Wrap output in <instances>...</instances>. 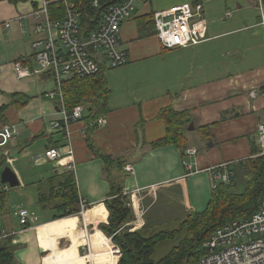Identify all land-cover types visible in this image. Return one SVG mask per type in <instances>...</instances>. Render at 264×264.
Wrapping results in <instances>:
<instances>
[{
  "label": "crops",
  "instance_id": "0c3cea01",
  "mask_svg": "<svg viewBox=\"0 0 264 264\" xmlns=\"http://www.w3.org/2000/svg\"><path fill=\"white\" fill-rule=\"evenodd\" d=\"M43 1L0 0V105L12 92L31 97L23 106L10 104L0 115V129L3 125L16 129L14 138L0 145V154H5V162L11 164L29 156L31 165L40 167L48 163L44 157L47 146L55 143L65 151L71 147L79 195L90 203V215L82 214L85 227L80 229L77 215L51 220L54 210L43 209L47 214L38 216L29 208L38 220L19 231L17 216L9 209L0 217V232L12 236L14 255L20 264H88L79 253L86 241L88 244L84 246L89 245L93 252V264H102L104 255L98 254L96 259L91 232L96 229L104 234L96 225L107 221L103 201L109 185L101 175L102 160L94 157L86 145L88 132L105 153L133 150L138 147L140 136L135 129L140 120L147 141L164 136V122L155 117L166 106L188 110L194 125L190 131L200 132L198 136L187 133L183 151L168 144L147 150L138 160L128 161L133 172L124 180V191L129 194L135 213L134 222L127 223L131 230L142 226L137 224L140 220L144 226L150 220L148 213L160 195L165 205L175 200L183 216L189 210H204L211 196V169L221 163L227 162L228 169L237 172L238 180H245L241 161L250 157V142H258L257 124L264 121V26L259 0H141L119 31L120 46L128 53L127 62L106 67L110 92L105 124L94 126L82 118L68 125L67 137L61 129L50 125L61 117L57 97L48 95L54 89L52 81L43 74L19 78L12 70L15 59L32 57V42L45 36L44 31H36L43 15L35 14ZM183 2L203 4L204 41L187 47L164 48L154 34L138 37L139 17ZM7 21L9 27L4 26ZM31 63L34 64L33 58ZM202 125H210L209 135L198 129ZM43 131V136L35 138ZM188 149L195 152L189 153ZM139 153L137 150L136 154ZM65 155L63 160L51 162L53 169H64ZM11 169L21 186L24 181L20 172ZM51 174L28 180L27 185L35 188L36 196L40 186L46 189L44 179ZM165 211L178 216L172 207H163L159 214ZM141 212L144 219L137 218ZM95 221L96 227L89 232L87 224ZM63 237L68 238L69 244L60 247L59 240Z\"/></svg>",
  "mask_w": 264,
  "mask_h": 264
},
{
  "label": "trees",
  "instance_id": "16d2710c",
  "mask_svg": "<svg viewBox=\"0 0 264 264\" xmlns=\"http://www.w3.org/2000/svg\"><path fill=\"white\" fill-rule=\"evenodd\" d=\"M8 1L17 3L22 0ZM46 1V13L37 8L35 11L36 15H43V20L36 25V31L38 25L44 28L37 32L44 31L45 24L47 26V23L51 25L54 21L61 20L66 13L64 0ZM117 1L99 0V5L96 7L93 6L92 0H67V3H73L75 6L74 11L79 13L80 31L82 35L87 36L97 26L103 10ZM137 25L139 38L156 35L152 13L139 17ZM33 57L34 54L32 57H19L14 62L30 64ZM104 63L105 61L102 60L99 63V71L92 75L73 74L63 78L61 83L65 107L72 109L77 104L84 105L86 114L82 118L90 121L94 126L97 125L93 121L105 115L109 110L110 88L105 76ZM43 76L44 78L49 77L48 73ZM7 95L8 100L0 105V115L10 104L20 107L31 99L18 92ZM155 118L163 120L164 136L147 141L143 122L140 120L135 129L137 135L140 136V138L137 137L138 147L120 154L103 152L90 139V134L86 130V133L88 132L86 145L94 157L102 160L101 175L109 185L108 193L103 201L108 211L107 221L99 222L97 227L119 248L120 256L117 264H194L206 252L203 244L217 228L235 219L250 216L259 207L264 199V154L261 153L258 142L252 140L250 157L241 161L245 178L243 188L239 184L237 172L234 168H230L228 182H216L204 210H189L170 228L149 231L146 230L148 227L146 225L131 230V226L127 224L134 219L131 199L128 193H123L124 180L131 173L123 168L124 165L129 163L128 161L140 159L147 150L168 144H175L183 151L187 142V133L190 131L187 129L191 122L188 110H176L172 106H166L158 111ZM209 127L210 125H202L198 129L207 136ZM44 133L45 131L38 133L35 138L43 136ZM50 146L53 147L56 144ZM137 150H140L139 154H136ZM5 158V154H0V172L6 165ZM44 183L46 184L45 190L42 186L37 188V202L42 209L54 210L55 213L52 214L51 220L80 214V195L72 169H53L52 174L44 179ZM8 193V188H0V217L9 212ZM87 207L85 216L90 215V204L87 203ZM164 241H172L170 249L163 256L154 258L153 254L158 243ZM14 248L12 236L0 238V264H20L14 255Z\"/></svg>",
  "mask_w": 264,
  "mask_h": 264
},
{
  "label": "built area",
  "instance_id": "2783aa9c",
  "mask_svg": "<svg viewBox=\"0 0 264 264\" xmlns=\"http://www.w3.org/2000/svg\"><path fill=\"white\" fill-rule=\"evenodd\" d=\"M64 2V17L54 21L52 26L45 24V36L32 42L34 64L24 65L17 61L12 64V70L19 78L48 73V79L54 84V89L48 91V95L51 98L57 97L61 115L59 119L52 120L50 125L52 128L61 129L67 137L68 125L82 119L85 107L82 104H77L72 109L65 107L61 87L63 78L73 74L92 75L99 71L102 60L105 61V67L124 65L128 60V53L120 46L119 31L122 23L132 17L137 3L141 0H118L109 4L103 10L95 29L87 36L80 31L79 13L74 11L73 3L68 4L67 0ZM46 4L47 1L44 0L40 7L43 13H46ZM92 4L94 7L98 6L99 0H92ZM259 11L264 26L262 0H259ZM152 18L156 36L164 48L196 45L206 37V19L201 2H183L166 9L154 10ZM4 26L8 27L9 21ZM43 28L44 26L38 25L37 31ZM105 122V115L93 121L97 126H102ZM257 132L258 144L264 154V121L257 124ZM15 134L14 127L3 125L0 129V145L6 144ZM72 151L71 147L65 151L53 146L45 149L44 157L46 160L59 161L66 154L64 168L73 170ZM187 152L194 153L195 150L188 149ZM182 163L186 165L184 160ZM123 168L133 172L131 163H126ZM230 173L227 162L213 167L212 187L217 181L228 182ZM0 188L7 189L8 185L0 183ZM87 203L90 204L80 197V213L88 209ZM14 214L18 216L21 226L19 231H24L38 220L37 215L27 207L18 208ZM7 235L4 231L1 233V237ZM203 246L206 252L194 264H264V199L250 216L235 219L217 228ZM115 247L118 256L120 250L116 245Z\"/></svg>",
  "mask_w": 264,
  "mask_h": 264
},
{
  "label": "rangeland",
  "instance_id": "374dc122",
  "mask_svg": "<svg viewBox=\"0 0 264 264\" xmlns=\"http://www.w3.org/2000/svg\"><path fill=\"white\" fill-rule=\"evenodd\" d=\"M51 85H53V84H51ZM188 133H192V135H194V136L200 135L199 134L200 132L197 131L196 129L194 131H189ZM38 145H40V143H38ZM40 149L43 150V145H41ZM32 150H34V149H32ZM15 158L16 157H14V160H15ZM29 160H30L29 156H26L23 158H19V160L15 161V163H12V164L6 163V165H5V166H10L11 168H13L15 170H18L22 176V181H24V183L26 184V185H24V183H23L21 186H16V187H12V188L8 187V190H9L8 203L11 202V204L9 205V209L11 210V212H14V210H16L20 207H27V208L33 209L36 212V214H38V216L43 215V214L46 215L47 212L45 213V211L41 208V206L36 201L37 196L35 194V192H36L35 188H30L31 186H28L29 184L27 185V183H28V180H32L34 177H36V178L39 176L45 177V176L49 175L53 171V166L51 163L53 161L47 160L48 163L44 164L43 166L35 167V166L31 165ZM239 182L241 184H243V186H244L245 180H240ZM243 186H242V188H243ZM161 197H162V195L159 196L156 204L153 206V208L150 209V212L148 213V218L150 220L149 221L147 220V222H145V226L146 225L148 226V227H146V230L153 231V230L170 228L172 225L175 224V220H180L181 217L183 216L182 213L180 214V212H179L180 207H178L175 200H172L171 203H169L168 205H165L164 199H161ZM172 198H174V197H172ZM134 205H135V201H134ZM163 207H165L166 209L169 207L174 208L175 210H177L178 216L174 215V213L172 211H171V213L165 211V212L159 214ZM74 215H77L79 217V219H80V225L79 226H80V229H83L85 226H83V222H82V213L74 214ZM137 216H138L137 218L140 219L143 216L142 212ZM158 216H159V218L155 219ZM134 217H135V213H134ZM142 218L144 219V217H142ZM134 220L135 219H133V222H134ZM17 221H18V216H17ZM97 221L90 222L87 224L86 228L89 232L92 231L93 228H95L97 226V225L95 226ZM153 222H157V223H153ZM137 224H140V226L142 225L141 227H143L144 221L140 220L139 223L137 222ZM133 228H135V227H133ZM138 228H140V227H138ZM138 228H136V229H138ZM7 236H9V234ZM107 238H109V237H107ZM107 241L111 242V240L109 241L108 239H107ZM59 242H60L59 243L60 247H65L69 244V240L67 237H63L61 240H59ZM84 244H88V241H86L85 243H83L81 245L79 253H80V255H83L87 259L88 264H93L94 260L91 256L93 253L91 250V247L89 245L84 246ZM171 244H172V241H164V242L158 243V245L156 247V251L153 254V257L159 258V257L163 256L170 249ZM66 249H69V248L66 247ZM45 254H46V251L43 253V255H45ZM95 254H96V259H98L99 253H95ZM118 258H119V256H118ZM118 258H117V260H118ZM102 264H107V263L104 260V262H102Z\"/></svg>",
  "mask_w": 264,
  "mask_h": 264
},
{
  "label": "bare ground",
  "instance_id": "6f19581e",
  "mask_svg": "<svg viewBox=\"0 0 264 264\" xmlns=\"http://www.w3.org/2000/svg\"><path fill=\"white\" fill-rule=\"evenodd\" d=\"M85 211L86 210H84L82 214H85ZM86 233H88L87 230ZM91 235L92 238L94 239V244H93L94 252L104 255L105 258L103 259V262L105 260L107 264H116L118 258L117 248L114 247L111 242L107 241V239L109 241L110 239L96 229H94L91 232Z\"/></svg>",
  "mask_w": 264,
  "mask_h": 264
},
{
  "label": "water",
  "instance_id": "95a60500",
  "mask_svg": "<svg viewBox=\"0 0 264 264\" xmlns=\"http://www.w3.org/2000/svg\"><path fill=\"white\" fill-rule=\"evenodd\" d=\"M187 129L188 130L194 129V125L192 121L188 125ZM0 183L8 184V186L12 188V187H16L19 185V180H18L16 173L9 166H4L0 172ZM119 255H120V252L118 253V256Z\"/></svg>",
  "mask_w": 264,
  "mask_h": 264
}]
</instances>
